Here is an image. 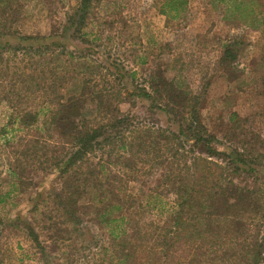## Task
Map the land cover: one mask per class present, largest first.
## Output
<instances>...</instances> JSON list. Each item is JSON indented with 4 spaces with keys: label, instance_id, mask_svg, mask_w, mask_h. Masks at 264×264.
I'll use <instances>...</instances> for the list:
<instances>
[{
    "label": "rangeland",
    "instance_id": "1",
    "mask_svg": "<svg viewBox=\"0 0 264 264\" xmlns=\"http://www.w3.org/2000/svg\"><path fill=\"white\" fill-rule=\"evenodd\" d=\"M83 6V0H0V52L6 48L0 94L21 111L40 114L33 128L17 131L22 139L13 148L0 151V264H103L106 179L143 200L145 221L161 229L172 224L177 182L183 179L189 199L207 201L193 176L200 154L192 139L178 146L186 157L167 152L163 142L134 156L102 146L63 172L55 159L68 160L76 147L68 130L44 121L65 98L79 100L78 115L88 127L129 115L135 125L148 121L178 132L195 110L218 150L264 156V18L252 26L218 0H89L86 11ZM18 45H52L56 52L7 51ZM7 101L0 103V127L15 113ZM166 104L175 106L172 114L156 108ZM15 167L22 180L12 176ZM258 172L263 182L264 167ZM234 181L240 188L264 186L249 176ZM261 207L246 209L247 227L234 245L241 256L264 249V202ZM200 242L198 235L181 252L200 261ZM207 253L208 261L225 264L221 253Z\"/></svg>",
    "mask_w": 264,
    "mask_h": 264
},
{
    "label": "trees",
    "instance_id": "2",
    "mask_svg": "<svg viewBox=\"0 0 264 264\" xmlns=\"http://www.w3.org/2000/svg\"><path fill=\"white\" fill-rule=\"evenodd\" d=\"M174 1L170 0V3ZM218 1L229 3L231 10L234 11L233 16L237 15L241 19L250 18L252 26H256L255 22L258 23L259 19L264 18L263 11L256 12L258 7L264 9L261 0ZM88 2L89 0H83L84 11L88 8ZM28 40L32 39H24V41ZM22 49L25 50V54L41 57L56 52L52 45L8 46L7 51L17 53ZM5 50V47L2 48L0 53L2 54ZM0 97L1 102L9 99L8 95L0 94ZM78 101L76 97L65 98V102L58 103L44 121L45 126L49 125L50 128L68 130L64 134L71 137L73 142L71 146L76 147L75 153L68 160L64 161L60 158H56L55 162L52 158L48 160V162H54L57 167L63 166L61 168L63 172H67L71 166L83 160L85 155L102 146L103 149L111 146L112 150L116 149L118 153L119 149H123L134 156L136 149L160 146L163 142L164 148H167L166 151L174 150L172 154L177 157L178 146L181 148L184 141L192 139L200 154V157H196L193 161V176L196 177L197 185L200 187L198 193L203 200L207 201L198 202L196 196L189 199L186 196L189 189H185L183 179L177 182L175 187L178 194L177 208L171 217L172 224L167 229H161L153 223L146 222L147 209L142 203L143 200L138 202L130 195H126L123 186L113 184L106 179L108 181L103 183V243H105L103 244V264H213V261H208L210 253L207 252L215 250L221 253L225 264L262 263L263 245L255 246L250 254L246 251L245 257L235 252L234 245L247 227L246 221L249 218L246 215V209L259 207V210L262 209L264 186L259 185L257 189L240 188L235 185L234 180L249 176L254 178V184H258L257 181L260 180L259 184H263L264 181L262 182L258 172V168L264 167L263 155L248 153L239 148H234L231 153L218 150L214 147L217 138L209 133L195 110L191 111L192 116L189 119L180 124L178 132L170 128H156L148 121L135 125L136 119L129 115L114 120L108 118L107 123L99 127H88L83 117L78 115V112H81ZM7 103L15 113H12L7 123L0 127L2 142L0 151L9 147L13 148V144L22 139L17 131L29 130L39 123L38 111L32 109L21 111L18 106L12 105V101ZM156 108H160L167 114H172L175 110V106L171 104ZM127 133L131 136L127 137ZM186 155V153L179 154L182 157ZM118 156L123 158L122 154ZM19 171L20 168L15 167L11 174L22 180L23 176ZM103 175H106L104 171ZM254 200L259 201V207L252 205ZM197 207H202V210L197 212ZM192 220L196 224L189 225V221ZM201 221L204 227L199 224ZM155 234L157 237L153 236ZM198 235L202 244L200 249H205V252L200 253V261L196 260V254L185 257L181 252V248L187 242L195 243ZM206 244H209V248ZM228 244L230 246L226 247Z\"/></svg>",
    "mask_w": 264,
    "mask_h": 264
}]
</instances>
